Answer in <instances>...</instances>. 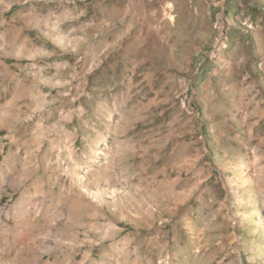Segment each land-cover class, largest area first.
Segmentation results:
<instances>
[{
  "label": "rangeland",
  "instance_id": "obj_1",
  "mask_svg": "<svg viewBox=\"0 0 264 264\" xmlns=\"http://www.w3.org/2000/svg\"><path fill=\"white\" fill-rule=\"evenodd\" d=\"M0 264H264V0H0Z\"/></svg>",
  "mask_w": 264,
  "mask_h": 264
},
{
  "label": "bare ground",
  "instance_id": "obj_2",
  "mask_svg": "<svg viewBox=\"0 0 264 264\" xmlns=\"http://www.w3.org/2000/svg\"><path fill=\"white\" fill-rule=\"evenodd\" d=\"M4 181L7 183L8 179L4 178ZM97 194L99 195V191H97Z\"/></svg>",
  "mask_w": 264,
  "mask_h": 264
}]
</instances>
